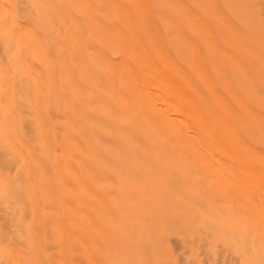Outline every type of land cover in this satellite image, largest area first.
<instances>
[{
  "label": "bare ground",
  "instance_id": "1",
  "mask_svg": "<svg viewBox=\"0 0 264 264\" xmlns=\"http://www.w3.org/2000/svg\"><path fill=\"white\" fill-rule=\"evenodd\" d=\"M179 2L0 0V264H264V1Z\"/></svg>",
  "mask_w": 264,
  "mask_h": 264
},
{
  "label": "rangeland",
  "instance_id": "2",
  "mask_svg": "<svg viewBox=\"0 0 264 264\" xmlns=\"http://www.w3.org/2000/svg\"><path fill=\"white\" fill-rule=\"evenodd\" d=\"M199 2L202 6H204V7H212L211 5H213V2L214 1H219V0H194V2ZM220 1H224V0H220ZM232 1H239V0H232ZM247 1H252V0H247ZM254 2H262V1H264V0H253ZM156 4L158 5V6H161V7H165V6H185V5H187V4H184L183 2H179V0H156ZM179 2V3H178ZM211 2V3H210ZM180 4H182V5H180ZM262 153H264V148L263 149H259ZM251 219H253V220H251ZM251 219H249V218H247V221L248 222H250V223H253L254 221H256L257 219H255V218H251ZM255 219V220H254ZM253 221V222H252ZM261 225H263L264 226V223H260ZM261 231L263 232L264 231V227H262V229H261ZM171 247H172V249H173V252H174V255L176 256V257H178L181 253H182V251L181 250H177L175 247H174V245H172L171 244ZM141 254L143 255V256H145L146 254H145V251H144V249H141ZM144 252V253H143ZM152 258V256L150 255V259Z\"/></svg>",
  "mask_w": 264,
  "mask_h": 264
}]
</instances>
